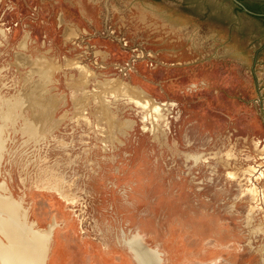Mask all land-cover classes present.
I'll return each mask as SVG.
<instances>
[{"label": "rangeland", "instance_id": "rangeland-1", "mask_svg": "<svg viewBox=\"0 0 264 264\" xmlns=\"http://www.w3.org/2000/svg\"><path fill=\"white\" fill-rule=\"evenodd\" d=\"M0 193L52 230L45 264H138L124 233L159 264H264V18L0 0Z\"/></svg>", "mask_w": 264, "mask_h": 264}, {"label": "bare ground", "instance_id": "bare-ground-1", "mask_svg": "<svg viewBox=\"0 0 264 264\" xmlns=\"http://www.w3.org/2000/svg\"><path fill=\"white\" fill-rule=\"evenodd\" d=\"M37 68L43 69L42 67ZM113 81L112 79H107L99 85H105L109 90V94L118 97H120V94H124V96H129L145 108L150 109L153 114L158 112L157 103L151 98L143 94L130 93L128 89L125 90L126 87H123L121 83L118 84V87L124 92L119 93V89H117V86L114 87ZM93 95L97 98L100 97L98 92H94ZM15 202L13 198L0 193V232L7 239L4 241L0 238V264H45L48 242L52 235V230L49 229L50 232L47 234L36 229L28 221L27 214L25 213L26 210L24 212L23 207L21 210L20 206ZM137 236V234H131L128 237L124 233V235H121V242L126 244L134 259L138 264H141L142 262L138 258L141 252L133 248L136 247ZM145 264L151 263L145 261Z\"/></svg>", "mask_w": 264, "mask_h": 264}, {"label": "water", "instance_id": "water-1", "mask_svg": "<svg viewBox=\"0 0 264 264\" xmlns=\"http://www.w3.org/2000/svg\"><path fill=\"white\" fill-rule=\"evenodd\" d=\"M137 235L136 247L133 248L141 252V255L138 256L139 260L142 262L141 264H145V261L151 264H159L160 257L158 250L146 245L142 237L139 234Z\"/></svg>", "mask_w": 264, "mask_h": 264}, {"label": "flooded vegetation", "instance_id": "flooded-vegetation-1", "mask_svg": "<svg viewBox=\"0 0 264 264\" xmlns=\"http://www.w3.org/2000/svg\"><path fill=\"white\" fill-rule=\"evenodd\" d=\"M235 2L243 10H246L247 12L253 13V11L250 9L251 5H255L256 3L257 4H263L264 0H235Z\"/></svg>", "mask_w": 264, "mask_h": 264}, {"label": "trees", "instance_id": "trees-1", "mask_svg": "<svg viewBox=\"0 0 264 264\" xmlns=\"http://www.w3.org/2000/svg\"><path fill=\"white\" fill-rule=\"evenodd\" d=\"M255 16L257 17H263L264 18V3L263 4H255V5H251L250 8Z\"/></svg>", "mask_w": 264, "mask_h": 264}]
</instances>
